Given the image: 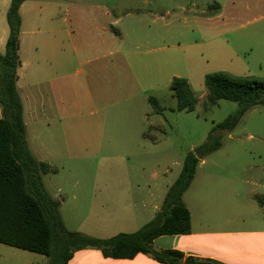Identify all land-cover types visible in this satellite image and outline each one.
I'll list each match as a JSON object with an SVG mask.
<instances>
[{
  "label": "rangeland",
  "instance_id": "374dc122",
  "mask_svg": "<svg viewBox=\"0 0 264 264\" xmlns=\"http://www.w3.org/2000/svg\"><path fill=\"white\" fill-rule=\"evenodd\" d=\"M57 1L102 13L132 8L153 9L156 14L147 17L149 28L141 30L146 39L143 34L134 40L142 35L134 25L129 31L133 45L126 48L130 53L114 55L127 56V73L120 70L118 61L114 73L110 62L115 60L83 64L85 60L71 52L69 82L75 93L67 101L70 109L65 121L71 132L70 153L52 161L57 171L42 177L47 192L60 203L59 213L68 231L108 238L128 231L124 220L132 218L134 205L141 208L143 187L157 184L166 169L173 183L186 153L198 148L215 124L236 111L237 103L232 101L207 102L205 76L223 72L264 79V18L258 19L264 13V1L238 0L232 16L227 15L230 0ZM218 2L224 3L222 15L211 7ZM105 30L116 36L109 26L87 31L104 40L109 36ZM78 54L92 57L85 49L79 48ZM96 65L108 66V70L93 78L82 74ZM174 77L185 79L197 98L193 111L175 109L170 89ZM150 97L161 113L155 112ZM105 104L112 106L102 109ZM103 121L108 123L102 132L105 142L96 129L84 130L88 123ZM141 132L148 135L147 140ZM216 152L231 155L238 168L253 166L247 177L264 178L260 173L264 168V106L251 108L232 132L224 133ZM140 218L142 226L147 223L145 217ZM0 264H48V258L0 244Z\"/></svg>",
  "mask_w": 264,
  "mask_h": 264
},
{
  "label": "crops",
  "instance_id": "0c3cea01",
  "mask_svg": "<svg viewBox=\"0 0 264 264\" xmlns=\"http://www.w3.org/2000/svg\"><path fill=\"white\" fill-rule=\"evenodd\" d=\"M237 1L230 0L228 16L235 15ZM262 1L264 0H258V3ZM10 3L11 0H0V54L5 53L9 36L6 14ZM217 4L219 8H215L213 12L221 11L222 15L224 3ZM19 16L20 65L17 69L16 86L23 106L28 149L36 161L48 166L43 177L57 171L53 168L52 161L62 160L64 155L70 153L71 132L65 121L69 118L70 109L67 101L70 93H75L69 82L71 52L78 60H85L83 64L115 60L110 62V72H116L119 62L120 70L127 73L128 59L122 55L130 53L126 48L133 45V37H130L129 31H133L134 25L140 31L149 28L150 21L147 17L156 14L153 9L143 12L132 8L102 13L98 9H84L77 5L71 7L57 0H26L19 7ZM263 18L264 13L258 17ZM99 25L114 29L116 36L107 30L104 31L109 34L107 39L97 40L89 36L90 32L87 30H96ZM121 25L123 29H119ZM142 31V35L134 40L143 37ZM147 37L144 34V39ZM79 48L88 50L92 57L81 58L78 54ZM110 48H115V51L107 52ZM119 53L122 55L115 58L114 55ZM107 55L111 58L107 59ZM107 70L108 66L96 65L82 74L86 78H93L96 75L101 76ZM101 106L102 109H107L112 105ZM1 117L0 107V119ZM107 124L106 121L94 125L88 123L84 130L91 132L96 129L101 135V142L103 138L105 142L106 136L102 132ZM141 135L142 139H148L147 134L141 132ZM233 162L231 155L217 152L199 161L195 176L182 196L183 203L189 210L190 232L158 237L153 241L154 249L176 250L185 257L212 260L219 264H264V214L263 208L255 199L264 196V193L257 191V188L264 190V178L258 179L251 175L247 177L246 174L254 169L253 166L247 170L246 165L238 168L233 166ZM167 171L166 169L160 173V177L156 175L159 177L157 184L142 189L137 185V188L145 192L141 199V208L134 205L132 218L124 220L129 225L128 231L121 230L117 234L133 233L140 229V217H145L147 223L154 218L172 185L167 179ZM260 173H264V168H261ZM121 185L119 187H123ZM88 235L103 238L95 233ZM67 264L162 263L145 254H137L131 259H111L103 257L97 249H83L74 252Z\"/></svg>",
  "mask_w": 264,
  "mask_h": 264
},
{
  "label": "trees",
  "instance_id": "16d2710c",
  "mask_svg": "<svg viewBox=\"0 0 264 264\" xmlns=\"http://www.w3.org/2000/svg\"><path fill=\"white\" fill-rule=\"evenodd\" d=\"M25 1L11 0L6 14L9 36L5 53L0 54V244L43 255L48 258V264H67L74 252L83 249H97L103 257L111 259H131L145 254L162 264H219L185 257L176 250H156L152 244L161 236L190 232L189 210L182 196L195 176L199 161L222 147L223 134L232 132L251 108L264 106V79L240 78L223 72L205 76L207 102L228 100L237 103V109L215 124L198 148L186 153L178 177L151 221L133 233L109 238L70 232L62 222L59 201L43 185L42 175L48 166L33 158L25 139L23 106L16 86L20 65L19 7ZM211 7L219 8V4ZM170 89L177 111H193L197 98L185 79L174 77ZM149 102L156 113H161L153 97ZM255 199L264 214V196Z\"/></svg>",
  "mask_w": 264,
  "mask_h": 264
}]
</instances>
